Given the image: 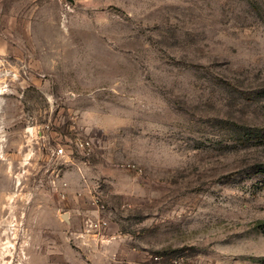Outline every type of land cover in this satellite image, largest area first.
<instances>
[{"label":"rangeland","instance_id":"1","mask_svg":"<svg viewBox=\"0 0 264 264\" xmlns=\"http://www.w3.org/2000/svg\"><path fill=\"white\" fill-rule=\"evenodd\" d=\"M0 264H264V0H0Z\"/></svg>","mask_w":264,"mask_h":264},{"label":"built area","instance_id":"2","mask_svg":"<svg viewBox=\"0 0 264 264\" xmlns=\"http://www.w3.org/2000/svg\"><path fill=\"white\" fill-rule=\"evenodd\" d=\"M73 144L80 151H87L88 153H90L93 150V142L88 138L78 137L75 139ZM54 154L63 160L62 164L68 163L71 160L70 154L67 153L66 145L56 148ZM60 179H62V177H60ZM61 188V196L63 198H66L68 194L69 184L65 179H62L61 181ZM92 203L97 207V209L105 210V204L102 200L101 194L98 191H95V193H93ZM85 226V231L81 233V236H83L86 232V235L94 236L95 240H98L100 242L105 241V237L107 235L106 231L109 228L108 220H106L105 218L89 219Z\"/></svg>","mask_w":264,"mask_h":264},{"label":"water","instance_id":"3","mask_svg":"<svg viewBox=\"0 0 264 264\" xmlns=\"http://www.w3.org/2000/svg\"><path fill=\"white\" fill-rule=\"evenodd\" d=\"M70 1H74V0H70ZM63 217L64 219H66V221H69V215L67 212L63 214Z\"/></svg>","mask_w":264,"mask_h":264},{"label":"crops","instance_id":"4","mask_svg":"<svg viewBox=\"0 0 264 264\" xmlns=\"http://www.w3.org/2000/svg\"><path fill=\"white\" fill-rule=\"evenodd\" d=\"M62 179L64 180L65 178L64 177H62ZM66 180V179H65Z\"/></svg>","mask_w":264,"mask_h":264}]
</instances>
